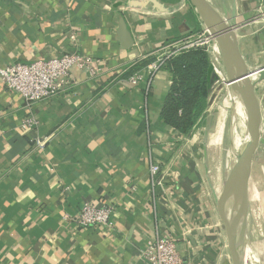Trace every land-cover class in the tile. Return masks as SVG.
<instances>
[{"label": "crops", "instance_id": "obj_1", "mask_svg": "<svg viewBox=\"0 0 264 264\" xmlns=\"http://www.w3.org/2000/svg\"><path fill=\"white\" fill-rule=\"evenodd\" d=\"M208 1L235 25L246 63L263 65L260 1ZM204 28L189 0H0V64L75 53L97 66L74 67L56 95L30 110L0 82V264H150L143 250L156 233L177 239L185 264H231L215 218L222 223L213 178L221 122L209 121L202 141L181 143L161 116L173 79L164 47ZM255 93L264 129V78ZM263 161L264 144L251 169L249 219ZM151 164L160 166V186L151 185ZM85 204L111 207L110 224L79 227ZM255 235L248 222L256 256Z\"/></svg>", "mask_w": 264, "mask_h": 264}, {"label": "water", "instance_id": "obj_2", "mask_svg": "<svg viewBox=\"0 0 264 264\" xmlns=\"http://www.w3.org/2000/svg\"><path fill=\"white\" fill-rule=\"evenodd\" d=\"M189 2L209 32L215 48L218 68L229 89L231 114L242 127L241 133L238 132L240 135L236 133V140L239 143L233 163L236 172L234 214L232 217L222 216L220 210V217L225 230L231 264H246L243 260L241 244H246L253 252L249 240L246 239L249 179L252 166L261 154L264 144L261 109L255 93V85L264 78V64L251 67L246 63L239 51L235 25L218 13L208 0H189ZM118 34L124 47L130 45L131 37L123 20L119 22ZM235 102L239 106L237 113ZM220 198L221 196L217 197L219 208ZM240 215L242 226L237 227L236 222L240 219ZM234 230L238 236H235Z\"/></svg>", "mask_w": 264, "mask_h": 264}, {"label": "built area", "instance_id": "obj_3", "mask_svg": "<svg viewBox=\"0 0 264 264\" xmlns=\"http://www.w3.org/2000/svg\"><path fill=\"white\" fill-rule=\"evenodd\" d=\"M259 1L255 18L264 23V0ZM201 35L204 40L201 39ZM209 41H211L209 32L204 28L203 33L192 34L165 46L166 57L192 48L203 47L215 61L212 62L214 73L221 77L216 55L211 52ZM207 44L208 46H206ZM162 62L159 60L151 63L148 66L151 73L156 71ZM74 67L86 69L89 73H94L97 70L94 59L75 53H63L57 57L39 59L30 63L0 64V82L7 89L20 94L26 108L30 110L33 104L56 95L63 85L69 82ZM25 122L28 125L34 124L32 117L26 118ZM149 173L152 187L162 185L158 164H151ZM111 211L112 208L109 206L96 207L92 204H85L79 209L74 220L82 228L108 226ZM143 257L150 264H185L177 246V239L169 234L156 233L151 240H148L143 250Z\"/></svg>", "mask_w": 264, "mask_h": 264}, {"label": "rangeland", "instance_id": "obj_4", "mask_svg": "<svg viewBox=\"0 0 264 264\" xmlns=\"http://www.w3.org/2000/svg\"><path fill=\"white\" fill-rule=\"evenodd\" d=\"M203 30H201L200 33L201 32L203 33ZM201 39L204 40L202 35H201ZM208 44H209L210 50L212 52V47H211L209 42H208ZM208 44L206 46H208ZM209 55L212 56L210 53H209ZM214 74L215 73L212 69L211 81H210V84L208 87V90H209L208 95H207L208 97L206 98L207 105L205 106L204 111L202 110V112L197 117V119H195L194 124L192 125V127L190 128V130L187 133H183V132H180L178 130L179 133L181 134V143H183L184 141H185V143H187V140L191 141V139H192L191 137H198V139L200 141H202L203 136L205 135L206 132H208V131H206V127H207V123L209 121H211L212 124H215L217 122L218 123L221 121L223 122L224 117L225 116L227 117L225 109H224V104H225V98H226L227 94H229V89H228L227 84L224 82L223 77L222 76L218 77L216 74L215 75ZM213 75H214V77L212 79ZM228 112L227 113H228V117H229V124L232 125V128L230 126V129H229V137H230V141L232 140V137H233L234 143H235V150H236V147H237L236 133H238V132L241 133L242 127H241V125H239L237 120H235L234 117L232 116L231 109ZM196 142L199 143L198 141H196ZM227 144H229V142H227L226 136L223 133V139H222V142L220 143V146H219L220 157H218L217 161L215 160L214 166H213V169H214V175H213L214 177L213 178H214V181L216 183L215 185H216L217 191H219V187H222L223 180L225 179V177L228 173V167H229V164L231 163V160H232L231 159L229 161L230 158L226 155L227 148L229 147V145H227ZM260 155L256 158L257 159L256 162H258ZM198 160H199L198 165L202 169L201 152L199 154ZM262 169H263V176H261V174L259 172H257L256 173V180H255V183H256L255 188L257 191L258 198L260 200H259V202L256 203V206L254 207L255 214L252 215V217H250V219L248 218V222L254 224V227L256 229V235H255L256 244L260 247V252L257 251L256 256L253 255V252H252L253 264H256V259H255L256 257H257L259 264H261V261L264 262V259H263L264 258L263 257L264 256V161H263ZM202 187H203V182H202ZM262 188H263V195H262ZM259 194H261L262 197H259ZM258 198H256V199H258ZM215 215H216L215 216L216 221L218 222V231L220 232V236H221V239L223 242L225 258L231 262V257H230V253H229L228 246H227V240L225 237V232L221 228L222 223H221L220 219L218 218V215L217 214H215ZM247 227H248V223L246 224V229H247ZM246 239H248V238H246ZM250 244H251V241H250ZM251 247H254V246L251 244Z\"/></svg>", "mask_w": 264, "mask_h": 264}, {"label": "trees", "instance_id": "obj_5", "mask_svg": "<svg viewBox=\"0 0 264 264\" xmlns=\"http://www.w3.org/2000/svg\"><path fill=\"white\" fill-rule=\"evenodd\" d=\"M147 61H139L134 67H143ZM165 63L173 79L161 116L175 129L187 133L207 105L213 69L209 54L203 47L192 48L167 58Z\"/></svg>", "mask_w": 264, "mask_h": 264}, {"label": "bare ground", "instance_id": "obj_6", "mask_svg": "<svg viewBox=\"0 0 264 264\" xmlns=\"http://www.w3.org/2000/svg\"><path fill=\"white\" fill-rule=\"evenodd\" d=\"M209 43H210V45L212 47V53L215 54V48H214L213 42L209 41ZM238 107L239 106H238L237 102H235V111H236V113L238 112ZM224 109H225L226 115L228 117V113H229L228 111H230V97H229V94H227V96L225 98ZM227 117L225 116L224 117V121L223 122L221 121L219 127H217V135L215 137V141L217 143L220 142L221 136L224 133L225 136H226L227 142H229V144H227V145H229V147L227 148L226 155L230 158L229 161L231 159L232 160H231V163L229 164V167H228V173H227L225 179L223 180L222 189H221V187H219L218 194H220V196H221V198H220V210H221V212L223 214L222 216L232 217L233 214H234L233 199H234V194H235L234 186H235V176H236V172H235L234 165H233V163H234V155H235V143H234L233 137H232V140L230 141L229 129H230V126L232 128V125L229 124V117L228 118ZM236 142H237V146H238L239 142L237 140H236ZM236 224H237V227L241 224V215H240V219L237 220ZM237 227H236V231L238 229ZM236 231L234 230L235 236H238ZM258 251L260 252V247L259 246H258ZM241 252H242V256H243L244 262L246 264H253V262H252V258H253L252 257V252H251L249 246H246L245 244H241ZM255 259H256V264H259V262L257 260V257ZM261 263H264V262L261 261Z\"/></svg>", "mask_w": 264, "mask_h": 264}]
</instances>
